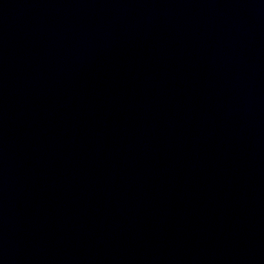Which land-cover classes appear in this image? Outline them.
I'll use <instances>...</instances> for the list:
<instances>
[{"label":"water","instance_id":"95a60500","mask_svg":"<svg viewBox=\"0 0 264 264\" xmlns=\"http://www.w3.org/2000/svg\"><path fill=\"white\" fill-rule=\"evenodd\" d=\"M0 264H264V0H0Z\"/></svg>","mask_w":264,"mask_h":264}]
</instances>
